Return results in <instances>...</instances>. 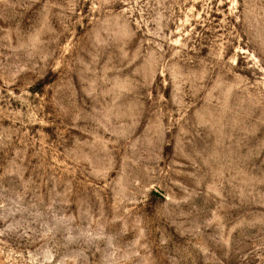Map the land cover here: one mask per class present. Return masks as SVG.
<instances>
[{
    "label": "rangeland",
    "instance_id": "obj_1",
    "mask_svg": "<svg viewBox=\"0 0 264 264\" xmlns=\"http://www.w3.org/2000/svg\"><path fill=\"white\" fill-rule=\"evenodd\" d=\"M0 264H264V0H0Z\"/></svg>",
    "mask_w": 264,
    "mask_h": 264
}]
</instances>
